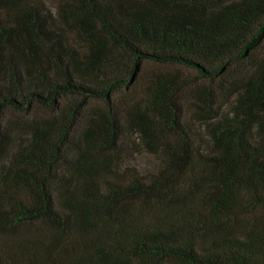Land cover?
Returning <instances> with one entry per match:
<instances>
[{
  "label": "trees",
  "instance_id": "obj_1",
  "mask_svg": "<svg viewBox=\"0 0 264 264\" xmlns=\"http://www.w3.org/2000/svg\"><path fill=\"white\" fill-rule=\"evenodd\" d=\"M0 264H264V0H0Z\"/></svg>",
  "mask_w": 264,
  "mask_h": 264
}]
</instances>
